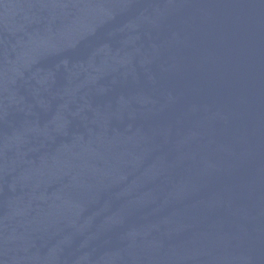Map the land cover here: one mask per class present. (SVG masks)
<instances>
[{"label":"water","instance_id":"1","mask_svg":"<svg viewBox=\"0 0 264 264\" xmlns=\"http://www.w3.org/2000/svg\"><path fill=\"white\" fill-rule=\"evenodd\" d=\"M264 0H0V264H256Z\"/></svg>","mask_w":264,"mask_h":264}]
</instances>
